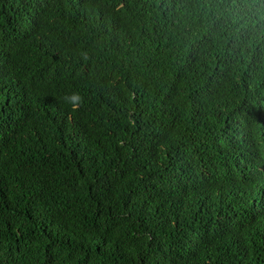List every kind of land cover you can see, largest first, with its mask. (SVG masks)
I'll list each match as a JSON object with an SVG mask.
<instances>
[{"label": "trees", "instance_id": "16d2710c", "mask_svg": "<svg viewBox=\"0 0 264 264\" xmlns=\"http://www.w3.org/2000/svg\"><path fill=\"white\" fill-rule=\"evenodd\" d=\"M0 264H264V0H0Z\"/></svg>", "mask_w": 264, "mask_h": 264}, {"label": "clouds", "instance_id": "9594fccd", "mask_svg": "<svg viewBox=\"0 0 264 264\" xmlns=\"http://www.w3.org/2000/svg\"><path fill=\"white\" fill-rule=\"evenodd\" d=\"M65 99L71 103L72 110L74 111L78 107L79 102L81 101L82 98L78 93H73L71 96L66 97Z\"/></svg>", "mask_w": 264, "mask_h": 264}]
</instances>
